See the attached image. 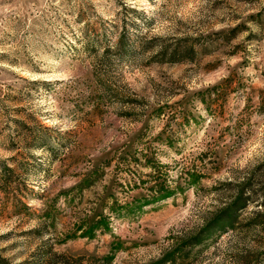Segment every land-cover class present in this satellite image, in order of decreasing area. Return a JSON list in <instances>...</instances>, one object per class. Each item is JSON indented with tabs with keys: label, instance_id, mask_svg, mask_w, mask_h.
Listing matches in <instances>:
<instances>
[{
	"label": "rangeland",
	"instance_id": "1",
	"mask_svg": "<svg viewBox=\"0 0 264 264\" xmlns=\"http://www.w3.org/2000/svg\"><path fill=\"white\" fill-rule=\"evenodd\" d=\"M3 166L11 263L264 264V0H0Z\"/></svg>",
	"mask_w": 264,
	"mask_h": 264
},
{
	"label": "trees",
	"instance_id": "2",
	"mask_svg": "<svg viewBox=\"0 0 264 264\" xmlns=\"http://www.w3.org/2000/svg\"><path fill=\"white\" fill-rule=\"evenodd\" d=\"M129 10L132 13H138L135 9L133 8H129ZM137 36V34L135 35ZM145 37V36H143ZM156 38V39H162L159 36H152V39ZM183 39V40H182ZM186 39V38H185ZM184 38H180L178 39V42H166L163 43H157V47L156 49L153 51V53H151L150 55V59L155 61V62H159V63H174V62H182V61H187V60H191L193 59V57L196 56L197 51L196 48L194 47L193 44H188V42H185ZM183 41V42H181ZM187 41V40H186ZM144 42H140L138 43V47L140 49H145L147 48V46H144ZM103 51L106 52H116L117 55H123L124 53H128L130 51V47H129V43H127L125 36H124V32L120 31L117 34L116 40L113 44L111 45H105L103 47ZM1 173H0V185L5 187L7 186V184H9V176L12 172V169L7 167V166H3L0 169ZM2 187V188H3ZM237 189L234 190V195L233 197L225 204H223L219 209H217V211H215L212 216L210 221H208V224H213L215 222L216 219L220 218L221 216H223L224 214H226L227 212H231L232 213V217H235V213L237 210H239L241 207L245 206V204L247 203L248 198H250V195H243L244 194V182H238L236 185ZM168 194L167 191L162 193V196H166ZM245 196V197H244ZM261 203L264 206V196L262 197V201ZM264 208V207H263ZM261 212L260 211H254V216H258L260 215ZM200 231V229H199ZM198 231V232H199ZM0 264H23L21 261L17 262V263H11V261L5 257L0 256ZM29 264H69V261L67 259V257L63 256L60 253H57L53 250H51V248L48 249L47 252H45V254L43 253L42 255V260L41 261H30Z\"/></svg>",
	"mask_w": 264,
	"mask_h": 264
}]
</instances>
